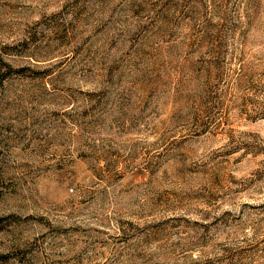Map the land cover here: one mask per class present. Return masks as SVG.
<instances>
[{
    "label": "rangeland",
    "instance_id": "374dc122",
    "mask_svg": "<svg viewBox=\"0 0 264 264\" xmlns=\"http://www.w3.org/2000/svg\"><path fill=\"white\" fill-rule=\"evenodd\" d=\"M0 264H264V0H0Z\"/></svg>",
    "mask_w": 264,
    "mask_h": 264
}]
</instances>
